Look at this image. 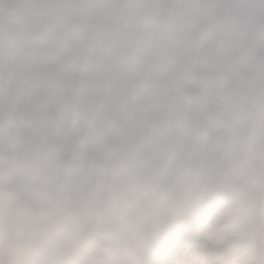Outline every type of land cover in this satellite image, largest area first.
<instances>
[{"label": "snow or ice", "instance_id": "snow-or-ice-1", "mask_svg": "<svg viewBox=\"0 0 264 264\" xmlns=\"http://www.w3.org/2000/svg\"><path fill=\"white\" fill-rule=\"evenodd\" d=\"M0 264H264V0H0Z\"/></svg>", "mask_w": 264, "mask_h": 264}]
</instances>
